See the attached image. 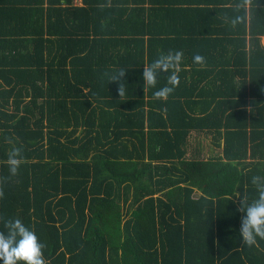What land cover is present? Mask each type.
Wrapping results in <instances>:
<instances>
[{
    "label": "trees",
    "instance_id": "16d2710c",
    "mask_svg": "<svg viewBox=\"0 0 264 264\" xmlns=\"http://www.w3.org/2000/svg\"><path fill=\"white\" fill-rule=\"evenodd\" d=\"M263 36L264 0H0V228L45 264H264L237 211L264 178ZM170 50L157 99L143 68Z\"/></svg>",
    "mask_w": 264,
    "mask_h": 264
},
{
    "label": "clouds",
    "instance_id": "9594fccd",
    "mask_svg": "<svg viewBox=\"0 0 264 264\" xmlns=\"http://www.w3.org/2000/svg\"><path fill=\"white\" fill-rule=\"evenodd\" d=\"M181 50L168 51L154 58L144 66L142 80L144 86L155 89L154 98L166 99L179 84V69L183 59ZM194 63H203L204 57L196 53ZM126 68L114 69L105 73L108 83H118L119 97L126 93ZM165 77L166 82L157 87L159 78ZM21 162L19 149H14L8 157V166L11 174L18 172ZM255 187L254 198L242 196L237 211L240 217L239 239L247 246H253L257 238H264V178L253 176L251 180ZM45 243L38 237L31 227L24 224L20 218H9L3 221L0 228V264H45Z\"/></svg>",
    "mask_w": 264,
    "mask_h": 264
},
{
    "label": "crops",
    "instance_id": "0c3cea01",
    "mask_svg": "<svg viewBox=\"0 0 264 264\" xmlns=\"http://www.w3.org/2000/svg\"><path fill=\"white\" fill-rule=\"evenodd\" d=\"M262 40H263V43H264V36H263V39Z\"/></svg>",
    "mask_w": 264,
    "mask_h": 264
}]
</instances>
